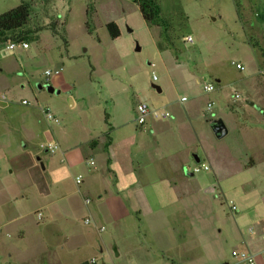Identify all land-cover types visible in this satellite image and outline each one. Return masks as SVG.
Here are the masks:
<instances>
[{
  "label": "rangeland",
  "instance_id": "1",
  "mask_svg": "<svg viewBox=\"0 0 264 264\" xmlns=\"http://www.w3.org/2000/svg\"><path fill=\"white\" fill-rule=\"evenodd\" d=\"M155 1L164 20L159 26L144 23L132 0H0V14L28 3L25 29L34 31L24 41L27 48L8 50L0 43V223L11 221L0 229V264L46 260L41 234L32 227L41 211L33 209L45 192L55 194L42 164L64 167L59 143L83 142L96 130L109 138L111 125L113 136L127 134L148 145L149 122L134 123L137 103L172 116L156 121L168 125L158 134L160 151L184 162L182 170L192 172L201 188V208L212 214L207 232L218 248L208 261H237L230 252L246 251L241 238L264 223V0ZM107 22L119 29L113 40ZM45 70L59 74L45 77ZM207 84L211 93L202 91ZM45 110L57 124L44 118ZM216 119L227 129L221 139L209 128ZM47 142L58 143L54 154L43 150ZM65 182L68 187L70 179ZM17 215L23 218L14 221Z\"/></svg>",
  "mask_w": 264,
  "mask_h": 264
},
{
  "label": "crops",
  "instance_id": "2",
  "mask_svg": "<svg viewBox=\"0 0 264 264\" xmlns=\"http://www.w3.org/2000/svg\"><path fill=\"white\" fill-rule=\"evenodd\" d=\"M167 126L150 121L145 148L133 136H113L111 125L108 140L96 130L95 134L88 132L83 142L59 146L56 142L58 161L64 167H55L52 160L42 164L43 171H50L49 186L55 194L45 192V200L33 209L41 211L32 227L35 236L41 234L37 238L46 257L38 264H89L90 259H96V264H244L224 257L208 261L209 254L218 256L217 245L214 248L210 242L215 238L207 232L212 214L201 208V188L193 174L182 170L185 163H176L173 154L160 151L158 134ZM85 159L93 164L86 165ZM66 173H73V179ZM66 179H70V188ZM57 203L60 207L53 208ZM22 218L17 215L13 220ZM8 222L0 223V229ZM258 226L240 241L253 254L254 264H264V223ZM17 234L26 237L21 228ZM11 262L24 264L22 260Z\"/></svg>",
  "mask_w": 264,
  "mask_h": 264
},
{
  "label": "trees",
  "instance_id": "3",
  "mask_svg": "<svg viewBox=\"0 0 264 264\" xmlns=\"http://www.w3.org/2000/svg\"><path fill=\"white\" fill-rule=\"evenodd\" d=\"M132 1L137 5L140 17L144 23H154L156 26L164 24L160 8L155 0ZM30 12L29 4L22 2L14 8L0 14V43L24 42L30 35L34 34V31L25 29ZM85 16L88 17L87 11L85 12ZM84 27L87 32H90L86 22L84 23ZM105 29L110 39L113 40L119 36V29L114 22H107ZM106 138L107 140L109 139L108 137Z\"/></svg>",
  "mask_w": 264,
  "mask_h": 264
},
{
  "label": "built area",
  "instance_id": "4",
  "mask_svg": "<svg viewBox=\"0 0 264 264\" xmlns=\"http://www.w3.org/2000/svg\"><path fill=\"white\" fill-rule=\"evenodd\" d=\"M184 41L187 43H191V38L189 36L184 38ZM16 46H20L21 48H27V44L25 42H19V43H8L6 48L8 50H13ZM234 67L238 70H242V66L239 64H235ZM58 70H54L52 73L51 71L45 70L43 72L45 77H49L51 74L52 75H57ZM152 80L155 79L154 76L151 77ZM214 90L213 86L210 84L207 85H203L202 86V91L204 93H211ZM235 98H238L237 94H234ZM186 98L185 97H180L179 102H183L185 101ZM21 104H26V102L24 100L20 101ZM212 105V102H209L206 104L207 109H209ZM43 115L44 118L52 123V124H57L58 121L57 119L48 111L45 110L43 111ZM134 122L137 125V127H143L147 122L150 121H162V120H166V119H170L171 115L167 112V111H163V110H159L155 107H150L148 105H146L145 103H137L134 107ZM43 150L46 151L49 154H54L55 151L57 150V144L54 142H47L46 145L42 146ZM86 165H92L93 162L91 160H86L85 161ZM200 168L204 171H206L208 169V167L206 165L201 164ZM194 171H198L199 167H195L193 169ZM75 182L76 184H78L80 182V177L77 176L75 178ZM88 200H85V203H88ZM229 211L230 212H234L235 211V207L234 205H229L228 206ZM37 219L40 218V213L36 214ZM89 219L88 218H84L83 219V223L84 224H88ZM230 255L237 259L238 262L244 263V264H254V256L253 254L249 253L248 251H231ZM96 259H90L89 260V264H96Z\"/></svg>",
  "mask_w": 264,
  "mask_h": 264
},
{
  "label": "water",
  "instance_id": "5",
  "mask_svg": "<svg viewBox=\"0 0 264 264\" xmlns=\"http://www.w3.org/2000/svg\"><path fill=\"white\" fill-rule=\"evenodd\" d=\"M153 87L157 90V92L160 91V89L158 87H156V86H153ZM44 89L48 93L58 94V92H59L58 90H54L49 85H45ZM248 104L251 105V103H248ZM68 105H71V101L69 99H68ZM209 128H210L212 134L214 135V137L216 139H221L222 137H224L227 134V129L220 119L210 121ZM193 158H194V161L196 163H198L199 159L195 155L193 156ZM184 172H185V174H187L189 176L192 175V172H187V171H184Z\"/></svg>",
  "mask_w": 264,
  "mask_h": 264
}]
</instances>
